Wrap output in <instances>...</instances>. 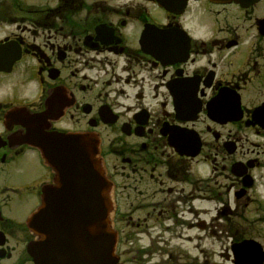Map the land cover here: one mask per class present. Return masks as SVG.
<instances>
[{
  "label": "flooded vegetation",
  "instance_id": "obj_1",
  "mask_svg": "<svg viewBox=\"0 0 264 264\" xmlns=\"http://www.w3.org/2000/svg\"><path fill=\"white\" fill-rule=\"evenodd\" d=\"M184 2L0 0V264H33L26 220L53 174L29 142L53 132L105 137L117 264L264 250V0Z\"/></svg>",
  "mask_w": 264,
  "mask_h": 264
},
{
  "label": "water",
  "instance_id": "obj_2",
  "mask_svg": "<svg viewBox=\"0 0 264 264\" xmlns=\"http://www.w3.org/2000/svg\"><path fill=\"white\" fill-rule=\"evenodd\" d=\"M59 142L56 187L33 215L34 229L44 240L43 250L34 248V260L36 264H106L108 259L109 264L113 238L101 230L109 208L108 184L95 157L96 143L67 136Z\"/></svg>",
  "mask_w": 264,
  "mask_h": 264
},
{
  "label": "rangeland",
  "instance_id": "obj_3",
  "mask_svg": "<svg viewBox=\"0 0 264 264\" xmlns=\"http://www.w3.org/2000/svg\"><path fill=\"white\" fill-rule=\"evenodd\" d=\"M15 215H17V216H19L20 215V212H19V210L18 211H15V213H14Z\"/></svg>",
  "mask_w": 264,
  "mask_h": 264
}]
</instances>
